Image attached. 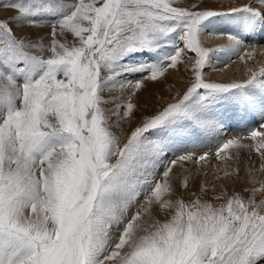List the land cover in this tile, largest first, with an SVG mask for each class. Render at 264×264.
Listing matches in <instances>:
<instances>
[{
  "label": "snow or ice",
  "instance_id": "1",
  "mask_svg": "<svg viewBox=\"0 0 264 264\" xmlns=\"http://www.w3.org/2000/svg\"><path fill=\"white\" fill-rule=\"evenodd\" d=\"M257 36L264 0H0V264H264V66L230 82L205 73L254 56ZM189 53V86L122 144L133 98ZM232 121L256 127L227 137ZM204 140L236 161L217 180L257 154L242 192L178 194L190 179L174 168L204 161L187 150Z\"/></svg>",
  "mask_w": 264,
  "mask_h": 264
},
{
  "label": "bare ground",
  "instance_id": "2",
  "mask_svg": "<svg viewBox=\"0 0 264 264\" xmlns=\"http://www.w3.org/2000/svg\"><path fill=\"white\" fill-rule=\"evenodd\" d=\"M248 1L250 0H205L203 2H208L213 5L221 7V4H232V5L239 6ZM258 6L259 5H257V7ZM204 41H205L206 46L208 47H215L217 45H223V44L228 43L226 36L225 37H213V36L206 35L204 37ZM248 43L257 46V48L259 49L255 53L254 56L249 58V56L245 54V50H241L239 54H233L231 56V59L229 60H221L219 63L213 60V64L218 70L213 71L211 69H208V73L210 77L212 78L220 77L224 79H230V81L242 80V79L247 78L249 74L247 70L249 68L259 69L260 67L264 66V39L262 38L260 39V36H258L255 39H250ZM247 51L251 52V48L247 49ZM241 56H243L244 58L241 59ZM226 64L228 65L227 67H225ZM176 70L177 69H171L169 70L168 74H173L172 76L176 78L177 76H179ZM164 81L166 82V86L161 91L159 89V94H161V97H164V99H170L173 96V93L171 91L172 88L170 87V81L168 80H164ZM176 82H177V79H176ZM154 96H155V93L152 92V89L146 87L142 89V91H140L135 96L136 97L135 99H138L139 102H145V99H147L148 97H149V101H151V99L155 100ZM251 128L253 127L248 123V121H242V122L232 121L227 129V137H231L233 135H247L248 131ZM246 142L250 143V141H246ZM208 144L213 145L215 152H213L212 154H209V156L204 161L194 160V161L185 162L182 168L181 167L174 168V173L177 176H179L181 173L189 175L190 183H192L193 180L195 179L196 180L195 183H199L200 185L207 184V187L210 186L218 194L220 193L222 187L227 189L228 185H230L231 188H233L234 187L233 184H235V182H239L240 179L243 180V183L245 184L246 187L249 186L248 176L245 173V166L248 162L249 155H251L252 161L254 162L255 166L258 167L260 161H259L257 154L255 152L249 153L248 150L242 151L241 157H240L241 172H240L239 178L237 179L236 177H231V178H223L221 180H217L216 179L217 175L222 176L221 170L224 169L225 167L234 166L236 164V161L232 159L224 161L216 157L215 155L216 144H217L216 140H204V141L198 142L199 147L202 146L206 148ZM185 169H187L186 173L184 172ZM258 178H264V172H259ZM176 184H177V187H179V184H180L179 179L176 180ZM213 186H215V188ZM210 187H209V191L211 190ZM187 190H189V188Z\"/></svg>",
  "mask_w": 264,
  "mask_h": 264
},
{
  "label": "rangeland",
  "instance_id": "3",
  "mask_svg": "<svg viewBox=\"0 0 264 264\" xmlns=\"http://www.w3.org/2000/svg\"><path fill=\"white\" fill-rule=\"evenodd\" d=\"M203 1H205V0H202V1H200V0H183V2L185 4L201 2L202 8H212V9H219L220 8L219 6L213 5V4L208 3V2H203ZM249 2L250 1H248L246 3H249ZM233 6H236V5H233ZM254 6H257V5H254ZM260 39H261V37H260ZM194 59H195V56L193 54L189 53L188 58L185 59L178 66L176 72L179 76H177L176 78H174L172 76L173 74L167 73L165 78H163L159 81H156V82H148L147 83L146 87L151 88L152 92L155 93V96H154L155 100L151 99V101H149V97L148 98L146 97L147 99H145V102H139L138 99H135L136 97L133 98L134 102L137 103L139 110H138L136 116L131 121H129L128 124H126L124 126L125 132H124V135L121 137V143L122 144L126 140L127 135L129 134L131 128L136 126L139 123L141 117L147 116V115H152L156 112H159L160 110L163 109V107H165L169 103L174 102L176 99L179 98V95L183 94V92L189 86V81H190V78L192 76L190 69H191L192 61ZM205 73H206V76L208 77L209 80H213V81H217V82H229L230 81V79H224V78H220V77H217V78L216 77H214V78L210 77V75L208 73V69H205ZM139 78L140 77H134L133 79H139ZM170 78H171V80H170ZM176 79H177V82H176ZM164 80L170 81V87L172 88L171 91L173 93V96L170 99H164V97H161V94H159V89L161 91L166 86V82ZM147 104H148V106H147ZM248 123L252 127H256L255 123L249 122V121H248ZM187 150L196 152L197 156L203 155L205 152H208L209 154H212L213 152H215L212 144H208L206 148H204L202 146L192 147L190 145ZM241 180L242 179H240L239 182H235V184H233L234 185L233 188H231V186L228 185L227 190H228L229 194H231L233 191H237V192L243 191V189L246 186L243 183V180L242 181ZM195 182H196V180L194 179L193 182L190 183L189 190H185L183 188L178 187V194L182 195L185 199L191 198V196H190L191 192H197V194H200V192H199L200 184L195 183ZM209 187L210 186L207 187V192L203 193L204 198H206V199H211L212 197H214L215 195L218 194L211 187H210L211 190L209 191ZM260 195H264V194H258V197H257L258 199L260 198ZM141 202H143V198H141ZM167 215H168V213H159V217L161 219H164Z\"/></svg>",
  "mask_w": 264,
  "mask_h": 264
}]
</instances>
